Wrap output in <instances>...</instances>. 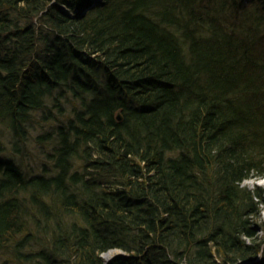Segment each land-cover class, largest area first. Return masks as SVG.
<instances>
[{"label":"trees","instance_id":"16d2710c","mask_svg":"<svg viewBox=\"0 0 264 264\" xmlns=\"http://www.w3.org/2000/svg\"><path fill=\"white\" fill-rule=\"evenodd\" d=\"M261 178L264 0H0V264H264Z\"/></svg>","mask_w":264,"mask_h":264},{"label":"rangeland","instance_id":"374dc122","mask_svg":"<svg viewBox=\"0 0 264 264\" xmlns=\"http://www.w3.org/2000/svg\"><path fill=\"white\" fill-rule=\"evenodd\" d=\"M33 164L35 166V163H33ZM263 180H264V178L247 180L245 182V185H247L251 189L254 188L255 186H260V187H262L264 189V185L262 184V181ZM260 209H261L260 210V212H261V219L264 220V204L261 205ZM114 252L108 253V258H111L112 256H114Z\"/></svg>","mask_w":264,"mask_h":264},{"label":"water","instance_id":"95a60500","mask_svg":"<svg viewBox=\"0 0 264 264\" xmlns=\"http://www.w3.org/2000/svg\"><path fill=\"white\" fill-rule=\"evenodd\" d=\"M118 119L120 120L121 118H120V116H118ZM107 260H109V258H108V254H106L105 256H104Z\"/></svg>","mask_w":264,"mask_h":264},{"label":"bare ground","instance_id":"6f19581e","mask_svg":"<svg viewBox=\"0 0 264 264\" xmlns=\"http://www.w3.org/2000/svg\"><path fill=\"white\" fill-rule=\"evenodd\" d=\"M262 184L264 185V180L262 181ZM110 259V258H109Z\"/></svg>","mask_w":264,"mask_h":264}]
</instances>
